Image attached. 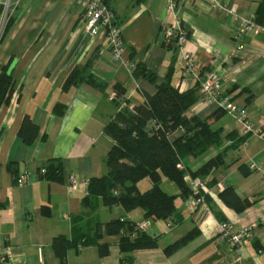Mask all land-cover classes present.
Listing matches in <instances>:
<instances>
[{"label": "crops", "instance_id": "obj_1", "mask_svg": "<svg viewBox=\"0 0 264 264\" xmlns=\"http://www.w3.org/2000/svg\"><path fill=\"white\" fill-rule=\"evenodd\" d=\"M213 1L234 8L240 18L255 14L264 26V0ZM165 2H109L123 41L120 61H115L109 50L99 53L105 41L85 32L75 0H0V24L4 19L8 24L0 42V65L9 62L14 80L12 98L0 107V259L6 264H59L52 249L57 237L76 239L67 252V264H264V34L245 36L243 50L235 51L239 20L214 10L210 0H180L188 43L183 50L167 47L158 35L168 19ZM184 52L193 55L198 78L183 75ZM90 64L104 89L87 83L63 89L74 69ZM142 69L153 81L138 73ZM209 72L220 75L223 97L247 111L254 130L239 141L241 125L236 118L224 114L215 120L212 128L220 130V144L182 160L185 169L195 172L222 155L221 164L205 178V204L194 208L191 197L182 200L176 184L161 177L162 191L176 197L173 225L168 228L165 220H150L146 234L157 247L121 252L120 237L97 238L96 225L114 219L132 224L149 219L140 208L130 212L120 206L110 208L100 197L84 202L89 180L107 172L105 161L113 140L104 127L121 108L142 103L145 94L154 95L166 80L179 93L196 89L186 117H210L219 108L203 101L198 83ZM116 85L123 88L127 101L120 107L115 103ZM25 115L39 129L30 145L18 135ZM178 136L174 132L170 139ZM50 163L61 165L59 180L39 174ZM252 164L255 170H250ZM25 170L30 179L16 186L13 175ZM70 179L77 183L71 191ZM149 186L147 181L139 184L141 191ZM229 186L250 201L245 210L236 212L219 198ZM44 207L49 208V216L43 215ZM222 221L231 222L234 230L252 227L251 239L231 247L217 236ZM193 230L195 235L187 243L165 253ZM102 244L108 246V255L100 258L97 247Z\"/></svg>", "mask_w": 264, "mask_h": 264}, {"label": "trees", "instance_id": "obj_2", "mask_svg": "<svg viewBox=\"0 0 264 264\" xmlns=\"http://www.w3.org/2000/svg\"><path fill=\"white\" fill-rule=\"evenodd\" d=\"M102 1L109 5L111 0ZM7 25L6 23V29ZM90 66L91 64L82 70L74 69L66 78L63 89L67 90L82 83L104 89L106 87L104 82L94 76ZM8 68L9 62L0 65V107L8 104L14 93V80ZM138 73L153 81V76L145 70H139ZM114 90L118 96L116 105L120 107L122 103L126 104L127 101L122 97L123 88L116 85ZM195 92L196 89L193 88L179 93L166 80L157 87L154 95L145 94L142 103L130 109L121 108L104 127L105 134L113 140L105 161L106 175L89 180L84 202L100 197L103 205L110 208L120 206L125 212L140 208L144 211L145 219L152 221L172 219L176 197L162 191L161 177H166L176 184L180 190V198L187 200L192 196V192L184 181L185 176L205 179L210 171L222 162L220 154L208 160L195 172H190L184 167L181 170L177 168L178 164L182 165L183 158L188 156L196 158L210 146L220 144L221 132L213 129L212 125L215 120L226 114L223 109H218L204 120L197 116H185V112L195 102ZM151 121L156 124L155 128H148ZM38 132V127L28 115H25L18 130L22 141L27 145L32 144ZM174 132H178L179 136L171 140L170 136ZM245 137L242 136L239 141ZM10 169L13 170L12 167ZM41 177L59 180L61 165L50 163ZM142 181L150 184L144 191L139 188ZM219 198L228 208L236 212L245 210L251 204L250 201L240 198L232 186L221 191ZM42 212L44 216L50 214L48 207H44ZM135 225L122 219H114L104 225L97 224L95 233L97 238L103 234L119 236V248L124 253L156 248V241L148 237L146 232L137 231ZM195 232V230L191 231L168 246L164 250L165 253L170 254L182 247L195 235ZM76 244V239L68 240L64 237L53 239L52 249L59 264H67V252ZM97 249L100 258L108 255L107 245H98Z\"/></svg>", "mask_w": 264, "mask_h": 264}, {"label": "built area", "instance_id": "obj_3", "mask_svg": "<svg viewBox=\"0 0 264 264\" xmlns=\"http://www.w3.org/2000/svg\"><path fill=\"white\" fill-rule=\"evenodd\" d=\"M80 9V15L84 24L85 32L90 36H96L100 40L106 42L104 49L109 50L115 61H120V55L123 50L122 32L116 20L114 10L104 4L102 0H75ZM211 7L214 10L222 11L225 15L230 16L232 20H239V27L234 34L237 41L235 51L243 50V39L247 35L258 36L264 34V26L259 24L255 14H249L247 17H238L234 8L222 7L215 4L213 0ZM165 11L168 19L162 23L159 30L160 42L169 47L173 46L183 50L188 43V31L184 27L180 17V0H166ZM6 24V20L0 24V29ZM2 32L0 31V38ZM184 65L183 75H191L198 78V69L193 59V55L189 52L183 53ZM236 71V70H235ZM199 80V91L202 99L206 104L215 103L219 109H223L226 114L236 118L241 125V136H247L253 132V123L249 119L247 111L244 108L237 107L231 103L227 97H223V83L217 72L206 73ZM156 124L151 121L148 128H155ZM178 169H183L181 164L177 165ZM254 164L250 165V170H255ZM40 175L45 174V168L40 169ZM13 181L16 186L25 185L30 179L28 171H22L13 175ZM184 181L192 192L193 207L205 204V194L207 191V182L204 178H193L186 175ZM87 186V184H83ZM77 183L70 179L69 190L76 189ZM166 226L170 228L173 225L172 219L165 220ZM150 226V220H145L135 225V229L139 232H146ZM217 236L220 240L228 243L231 247H237L248 241L252 237V227H245L240 230H234L233 225L229 221H222L218 224ZM240 260V259H238ZM0 264H6L3 258Z\"/></svg>", "mask_w": 264, "mask_h": 264}, {"label": "rangeland", "instance_id": "obj_4", "mask_svg": "<svg viewBox=\"0 0 264 264\" xmlns=\"http://www.w3.org/2000/svg\"><path fill=\"white\" fill-rule=\"evenodd\" d=\"M5 29H6V24L0 29V31L2 32V36L0 38V42H1V39L3 37V34H4Z\"/></svg>", "mask_w": 264, "mask_h": 264}]
</instances>
